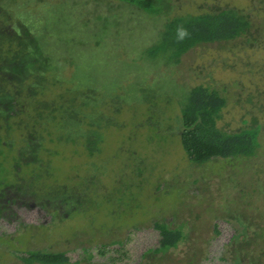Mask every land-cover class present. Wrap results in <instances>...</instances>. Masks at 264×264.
<instances>
[{"label":"rangeland","instance_id":"obj_1","mask_svg":"<svg viewBox=\"0 0 264 264\" xmlns=\"http://www.w3.org/2000/svg\"><path fill=\"white\" fill-rule=\"evenodd\" d=\"M172 1L169 17L207 12L214 5L250 12L258 40L255 46L245 37L204 45L185 54L178 65L165 66L162 59L138 58L157 39L165 16H150L116 0H0L9 5L12 25L15 20L26 22L37 34L45 28L46 43L57 59L70 50L80 55L76 62L81 69L74 63L66 65V83L46 90L37 100H48L66 89L93 88L99 82L107 86L99 91L109 99L103 98L98 109L110 122L107 128L100 123L104 142L102 148L89 149L93 155L85 144L77 145L75 127L70 129L77 140L73 146L56 140L53 147L47 144L60 152L49 157L58 169L53 180L58 176L60 184L72 191V204L82 199L81 208L60 218L33 203L15 207L18 220H0V264H24L15 252L29 249L67 252L71 264H230L231 253L243 264L258 256L263 258L257 264H264L260 245L252 246L254 240L248 239L252 236L231 241L235 218L255 227L260 221L264 224V2ZM2 22L10 23L0 17ZM82 22L88 23L81 26ZM138 84L148 89L131 90ZM196 85L215 89L226 98L217 123L220 129L237 132L262 126L256 157L216 159L204 166L189 161L180 142L179 98ZM138 94L144 101L156 98L152 115L148 108L153 104L144 105ZM162 219L173 227L184 226L187 237L176 250L144 257L158 244V233L150 225ZM133 224L140 229L128 232ZM116 239L123 244L110 246L116 252L109 250L106 256L98 252L100 244ZM107 255L113 260L108 261Z\"/></svg>","mask_w":264,"mask_h":264},{"label":"trees","instance_id":"obj_2","mask_svg":"<svg viewBox=\"0 0 264 264\" xmlns=\"http://www.w3.org/2000/svg\"><path fill=\"white\" fill-rule=\"evenodd\" d=\"M116 1L150 16L167 17L157 39L140 52L138 58L142 61L155 62L162 59L165 66L178 65L185 54L197 47L228 43L243 37L255 46L258 40L255 38L256 33H253L256 27L253 25L250 12L239 8L214 5L207 12L169 17L173 9L172 0ZM8 6L0 3V17L7 23L10 22L0 23V220H18L19 215L15 207L23 208L33 204L40 206L49 214L54 213L55 217L62 218L70 215L75 208L79 211L82 199L76 201L77 205L75 202L72 204V191L60 184L58 176L55 181L53 180L58 169L51 164L49 157H57L60 152L56 148H48L47 144L53 147L56 140L72 145L71 143L77 140L70 136L72 133L70 129L75 127L80 138L77 145L85 144L89 154H92L89 149L92 152L93 148H102L100 143L104 142L105 132L98 128L101 126L100 123H104L107 128L110 122L107 120L106 112L104 114L98 108L103 98L108 100L109 97L99 89L104 87L107 90V86L98 82L96 86L87 87L89 89L86 90L77 88L70 92V89L65 88L66 91L63 89L61 90L63 92L48 100L38 101L46 90L51 91L66 83L64 79L66 65L74 63L77 70L81 69L76 62L79 61L80 55H75L76 53L70 50L62 54L68 56L57 59L53 55L50 43H46L45 28L42 34H37L35 28L31 29L26 22L15 20L12 25V15ZM96 17L100 19L102 15ZM87 23L82 22L81 26H86ZM75 79L76 75L72 77V80ZM145 88L148 89L138 84L136 89L131 90L137 92L146 90ZM138 97L143 101L145 99L140 94ZM144 102V105L153 104V107L148 106L150 107L148 112L152 115L153 108L158 104L156 98ZM30 104L34 107H30ZM179 104L182 128L180 142L193 165L204 166L216 159L253 158L258 155L261 149L260 124L237 132L225 131L218 127L217 123L226 106V98L217 90L204 85L193 86L188 89L184 99L179 98ZM111 105L113 106V102ZM121 107L115 109L114 114L119 113ZM85 132L86 143L83 141ZM93 181L91 177L90 183ZM90 185L85 189L87 194ZM96 200L97 196L93 202ZM235 219L237 229L231 241L235 242L243 236H252L248 238L254 240L253 242L249 240L250 243L252 242V246L260 245L259 252L263 253L264 224L260 221L255 227L250 221L245 220L242 223L239 218ZM19 224L26 225L21 221ZM133 225L128 232L140 229L138 225ZM150 226L158 233V244L156 248L144 253V257L148 254H166L176 250L187 237L184 226L173 227L170 221L164 219L153 220ZM215 231L218 235L219 231L217 229ZM249 241L248 247H252ZM118 245L119 247L123 245L122 240H110L107 244H100L97 249L101 255L106 256L107 251L110 250L112 253L118 250H111L110 246ZM84 252L87 250L84 249ZM15 254L24 264H71L68 253L64 251L29 249L24 252L16 251ZM108 255L107 260L112 261ZM230 256L227 259L230 264H243L236 254L231 253ZM262 258L251 257L248 262L257 264ZM91 259L90 256L87 262Z\"/></svg>","mask_w":264,"mask_h":264}]
</instances>
